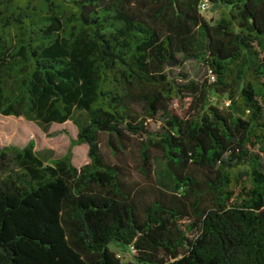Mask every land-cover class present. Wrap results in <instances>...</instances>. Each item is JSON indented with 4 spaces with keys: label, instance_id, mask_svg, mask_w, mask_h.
<instances>
[{
    "label": "trees",
    "instance_id": "1",
    "mask_svg": "<svg viewBox=\"0 0 264 264\" xmlns=\"http://www.w3.org/2000/svg\"><path fill=\"white\" fill-rule=\"evenodd\" d=\"M189 60L213 82L174 85L164 70ZM0 115L77 128L48 161L0 147V264H123L111 245L126 264H264V0H0ZM134 139L138 173L158 153L171 187L145 205Z\"/></svg>",
    "mask_w": 264,
    "mask_h": 264
},
{
    "label": "rangeland",
    "instance_id": "2",
    "mask_svg": "<svg viewBox=\"0 0 264 264\" xmlns=\"http://www.w3.org/2000/svg\"><path fill=\"white\" fill-rule=\"evenodd\" d=\"M201 16L209 23L213 24L219 17V11L213 9L206 3V8L201 12ZM168 79L174 85H184L193 82L201 86L203 81L213 82L210 71L201 63L189 60L181 67L166 68L164 70ZM189 101V99H186ZM211 105L222 107L226 105L225 99L212 97L209 101ZM171 109L174 113L180 114L184 111V104L173 101ZM163 126V115L158 114L155 119L146 121V128L149 131H157ZM76 126L67 121L63 124H51L41 127L23 118L12 116L4 117L0 115V147L15 146L22 148L30 140L34 142V150L37 156L43 161L56 159L63 156L69 148V140L76 138ZM136 140H131L130 146L124 152V162L128 165L127 183L136 190L137 200L145 205L155 198L157 187L171 191L170 182L163 179L160 175L161 160L158 153H153V168L149 179H144L137 171L138 148ZM101 152L109 162H115L110 157L109 151L101 145ZM71 163L75 168H79L88 162L87 146L85 144L74 146L71 149ZM121 259L123 264L132 262L129 247L110 246Z\"/></svg>",
    "mask_w": 264,
    "mask_h": 264
},
{
    "label": "built area",
    "instance_id": "3",
    "mask_svg": "<svg viewBox=\"0 0 264 264\" xmlns=\"http://www.w3.org/2000/svg\"><path fill=\"white\" fill-rule=\"evenodd\" d=\"M205 8H206V4H205L204 2L200 3V5H199V10H200V12H202L203 10H205ZM226 105H227V104H226ZM129 250L132 251L131 248H129ZM118 257H119V256H118Z\"/></svg>",
    "mask_w": 264,
    "mask_h": 264
}]
</instances>
